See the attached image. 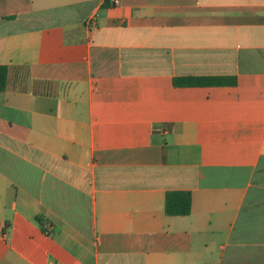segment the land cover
I'll return each instance as SVG.
<instances>
[{"label": "crops", "instance_id": "0c3cea01", "mask_svg": "<svg viewBox=\"0 0 264 264\" xmlns=\"http://www.w3.org/2000/svg\"><path fill=\"white\" fill-rule=\"evenodd\" d=\"M0 63V264H264V0H0Z\"/></svg>", "mask_w": 264, "mask_h": 264}, {"label": "trees", "instance_id": "16d2710c", "mask_svg": "<svg viewBox=\"0 0 264 264\" xmlns=\"http://www.w3.org/2000/svg\"><path fill=\"white\" fill-rule=\"evenodd\" d=\"M8 66L0 63V89H3L7 82ZM224 81L222 76H179L174 78L177 84H203L221 83ZM191 210V193L189 190L168 191L165 198V211L168 214H187Z\"/></svg>", "mask_w": 264, "mask_h": 264}, {"label": "built area", "instance_id": "2783aa9c", "mask_svg": "<svg viewBox=\"0 0 264 264\" xmlns=\"http://www.w3.org/2000/svg\"><path fill=\"white\" fill-rule=\"evenodd\" d=\"M87 25H90V21L87 22Z\"/></svg>", "mask_w": 264, "mask_h": 264}]
</instances>
